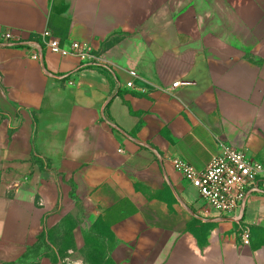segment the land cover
<instances>
[{"label":"crops","instance_id":"obj_1","mask_svg":"<svg viewBox=\"0 0 264 264\" xmlns=\"http://www.w3.org/2000/svg\"><path fill=\"white\" fill-rule=\"evenodd\" d=\"M45 29L114 74L0 45V264H89L106 234L111 264H264V196L221 214L171 164H264V0H0V33Z\"/></svg>","mask_w":264,"mask_h":264},{"label":"built area","instance_id":"obj_2","mask_svg":"<svg viewBox=\"0 0 264 264\" xmlns=\"http://www.w3.org/2000/svg\"><path fill=\"white\" fill-rule=\"evenodd\" d=\"M0 45L26 48L32 59H40L44 51L61 56L73 55L81 61L82 66L98 67L114 74L113 65L86 44L72 42L66 47L49 29L28 38H21L9 30H4L0 33ZM68 83L72 81L69 80ZM179 84L187 82L177 81L172 87ZM126 86L131 87L132 81L127 82ZM122 134L131 139L126 132ZM171 164L183 179L198 190L200 200L221 214L242 209L253 195L264 196V164L223 141L217 142V152L202 170L195 169L180 157H173ZM238 235L241 246L249 245V231L244 225L239 227Z\"/></svg>","mask_w":264,"mask_h":264},{"label":"rangeland","instance_id":"obj_3","mask_svg":"<svg viewBox=\"0 0 264 264\" xmlns=\"http://www.w3.org/2000/svg\"><path fill=\"white\" fill-rule=\"evenodd\" d=\"M82 216H84V215H82ZM94 225L95 226L96 225H100V229L102 231H105V234H106V229H107L106 222H103L102 220H99L98 219L97 220V223L94 224ZM106 235H108V234H106ZM62 237H65V240L63 242H61V245L64 248V246H66L67 244H70L71 241L68 240V234L63 235ZM87 244H88V248L89 249H92L93 250V248H94L96 251H99V252L101 251V247L97 245L98 244V241L88 240L87 241ZM47 246H49V247H51V246L56 247L55 244H54L53 238H50L49 237V243L47 244ZM84 250L85 249H83V250L80 251V253H81L80 257L84 260V262L86 261V263L88 262L89 264H95L93 262L94 260L91 258V255H88L89 254L88 253L89 251H87V249H86V253H85ZM49 255L51 256V258H53L56 261L58 257H60V258L66 257L67 253H65L63 251V249H57L56 251L50 252Z\"/></svg>","mask_w":264,"mask_h":264},{"label":"trees","instance_id":"obj_4","mask_svg":"<svg viewBox=\"0 0 264 264\" xmlns=\"http://www.w3.org/2000/svg\"><path fill=\"white\" fill-rule=\"evenodd\" d=\"M96 229V227L93 225L91 227V232H94ZM107 238L106 240H96L98 241V246L101 247V251H96L94 248L93 250L90 249V253L88 255H91V258L94 260L93 262L95 264H111L109 259H106V253H107V249L109 248V246H111L112 243V237L108 234L106 235Z\"/></svg>","mask_w":264,"mask_h":264},{"label":"clouds","instance_id":"obj_5","mask_svg":"<svg viewBox=\"0 0 264 264\" xmlns=\"http://www.w3.org/2000/svg\"><path fill=\"white\" fill-rule=\"evenodd\" d=\"M78 137L82 139V135L81 134H78Z\"/></svg>","mask_w":264,"mask_h":264}]
</instances>
